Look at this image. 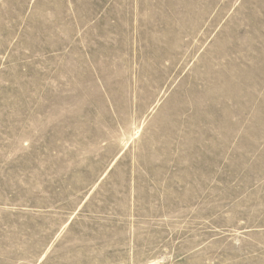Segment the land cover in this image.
I'll use <instances>...</instances> for the list:
<instances>
[{
	"label": "rangeland",
	"instance_id": "1",
	"mask_svg": "<svg viewBox=\"0 0 264 264\" xmlns=\"http://www.w3.org/2000/svg\"><path fill=\"white\" fill-rule=\"evenodd\" d=\"M0 264H264V0H0Z\"/></svg>",
	"mask_w": 264,
	"mask_h": 264
}]
</instances>
